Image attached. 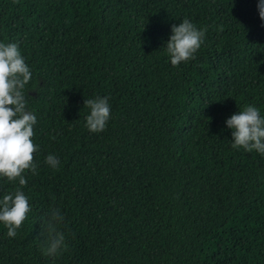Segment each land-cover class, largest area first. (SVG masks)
Returning a JSON list of instances; mask_svg holds the SVG:
<instances>
[{"label":"trees","instance_id":"obj_1","mask_svg":"<svg viewBox=\"0 0 264 264\" xmlns=\"http://www.w3.org/2000/svg\"><path fill=\"white\" fill-rule=\"evenodd\" d=\"M258 3L0 0V42L32 72L39 146L28 218L15 237L0 222V264H264V154L233 149L226 125L247 105L264 115ZM184 18L207 31L173 67L166 43ZM97 96L111 116L93 133L84 102ZM17 187L0 177V198ZM52 207L65 217L59 256L41 234Z\"/></svg>","mask_w":264,"mask_h":264},{"label":"clouds","instance_id":"obj_2","mask_svg":"<svg viewBox=\"0 0 264 264\" xmlns=\"http://www.w3.org/2000/svg\"><path fill=\"white\" fill-rule=\"evenodd\" d=\"M259 15L264 20V0L258 3ZM172 35L166 43L173 67L195 59L207 29L197 27L187 18L178 25H172ZM32 78V72L21 54L17 43L0 42V177L8 181H19L14 192L0 198V222L7 228V236L15 237L31 211L29 197L22 188L27 185L24 173H36L37 162L34 154L39 146L34 143V125L37 117L27 110L25 87ZM84 106L90 109L86 127L90 132L99 133L106 129L111 116L109 98L97 96L86 99ZM231 128L232 148L255 150L264 154V115L258 107L247 105L226 120ZM55 139V136L52 137ZM45 162L57 169L60 161L49 154ZM65 220L59 208L52 207L41 219L42 233H46L44 254L59 256L67 250L66 235L61 229Z\"/></svg>","mask_w":264,"mask_h":264}]
</instances>
